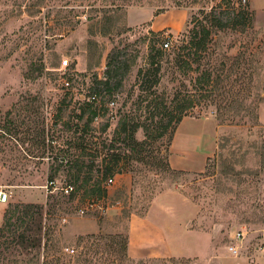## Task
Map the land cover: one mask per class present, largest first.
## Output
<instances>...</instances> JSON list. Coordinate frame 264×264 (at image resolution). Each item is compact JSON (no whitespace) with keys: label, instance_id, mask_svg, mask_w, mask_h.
Returning a JSON list of instances; mask_svg holds the SVG:
<instances>
[{"label":"rangeland","instance_id":"374dc122","mask_svg":"<svg viewBox=\"0 0 264 264\" xmlns=\"http://www.w3.org/2000/svg\"><path fill=\"white\" fill-rule=\"evenodd\" d=\"M202 27L211 32L207 50L187 47L189 33ZM152 45L165 53L153 90L159 102L195 93L196 77L211 72L214 84L208 94H194L177 134L180 150L194 149L186 166L200 170L171 167L174 137L150 142L137 160L127 134L117 135L154 109L155 96L137 82L139 69L150 67ZM106 79L108 86L99 84ZM87 103L98 108L93 120ZM145 138L139 128L135 139ZM113 153L123 173L104 195L109 210L81 215ZM219 153L241 164L238 174H221L227 166ZM52 179L73 183L75 192H48ZM0 187L9 194L0 203V227L7 218L11 224L0 237V264L53 257L61 264H263L264 10L251 0H0ZM23 204L43 207L40 250H22L11 232ZM132 216L162 225L165 249L141 227L130 244Z\"/></svg>","mask_w":264,"mask_h":264},{"label":"trees","instance_id":"16d2710c","mask_svg":"<svg viewBox=\"0 0 264 264\" xmlns=\"http://www.w3.org/2000/svg\"><path fill=\"white\" fill-rule=\"evenodd\" d=\"M225 3L230 4V1H225ZM214 11L209 14V16H213ZM239 16H245L244 11L238 12ZM220 27H226V24L218 23ZM104 34H107V31H103ZM200 36V39H199ZM211 36L210 29H206L204 27L201 28L200 31L192 30L189 33L188 45L187 47L196 48V50L206 51L208 47V41ZM165 55L163 49L156 48L155 45L150 47L149 52V64L150 67L148 69L140 68L137 75V82L139 87L144 92H147L150 96H155L154 99L151 100L150 105L154 107L152 111H150V115L143 121L142 123H134L130 128H127V124L122 125V131L117 132V135L127 134V139L129 140L128 145H131L129 148L132 153H136L137 160H141V155L145 147L149 145L150 142L158 141L162 138L169 137L170 140L173 139L176 130L182 120L189 116L190 109L193 108L195 101L194 94H208L209 88L214 84L212 81L211 72L201 73L195 79L193 85V89L195 93H190V91H179L176 92L174 97L169 101L166 102L165 99L162 101H158V96L153 91L155 87H157L160 83V73L162 69V60L163 56ZM119 69L117 68L115 71L117 72ZM106 77H109V71L106 73ZM109 80L106 79L105 81H100V85H109ZM211 90V89H210ZM99 92V90L97 91ZM205 92V93H202ZM92 96H98L94 94ZM94 103V102H92ZM87 103V107L91 110L92 117L90 120H93L94 116L97 114L98 108L96 107L92 109L93 104ZM195 106V105H194ZM250 110V109H248ZM249 114H252L253 118H257V113L254 110L249 111ZM222 120H225L219 116ZM108 127V126H107ZM139 128H143L145 132V139L141 141H137L135 139V133L138 131ZM223 140L228 141L227 137L223 138ZM225 142H221L219 148L223 151L225 149ZM113 159L110 161L104 160L105 166L103 167L102 177L97 182L93 183V189L90 191L92 195L95 197H102L106 194L102 188V182L105 181L108 177L114 176L117 172H121L122 169L119 168V163L121 161V157L117 154H112ZM219 161L220 164L227 166L221 174L229 177L231 175H236L239 173L235 168L236 165H241L238 163H231L228 164V158L225 157L224 154L219 153ZM72 161H68L70 167L77 165V162L71 163ZM79 167V164H78ZM182 173V171H180ZM53 180V179H52ZM80 180V174L76 175L75 183ZM90 180L83 181L85 184L88 183ZM97 194V195H96ZM18 207L23 208L22 211L18 210V215L15 216L13 213L12 217L16 218L17 227L15 230L11 232L17 233V240L18 245L24 251H37L40 250L42 247V220H43V207L36 205V204H23ZM34 209H37L34 212ZM129 214L128 211H126ZM130 216V215H129ZM128 216V217H129ZM11 224L10 218H7L6 222L2 227H0V237L3 236L5 233L9 232ZM96 236H88L87 238H95ZM47 248V256H51V249L53 247H49V245H45ZM122 246L124 251L127 253L128 250V237H125L122 241ZM53 250V249H52ZM44 264H61V259L57 257L48 262H44Z\"/></svg>","mask_w":264,"mask_h":264},{"label":"crops","instance_id":"0c3cea01","mask_svg":"<svg viewBox=\"0 0 264 264\" xmlns=\"http://www.w3.org/2000/svg\"><path fill=\"white\" fill-rule=\"evenodd\" d=\"M251 5L252 7L256 10V11H262L264 10V0H251ZM168 27H160V28H153L151 26V29L154 32H160L164 29H166ZM185 123H188L186 120H182V122L179 124L177 131L175 133L174 136V141L173 144L171 146V155H170V164L171 167L173 169L176 170H181V171H196V170H200L201 168H190L188 166H186L188 164L187 162V156H188V161L191 162L189 157H192L194 154V149L192 148V150L188 147V144H186L185 146L181 147L182 150H180L177 146V141H178V136L177 134L179 133V131L181 130V126ZM190 133V132H189ZM193 133V132H192ZM190 140H192L190 138ZM193 152V153H192ZM209 156L208 153H203L202 157H203V166H204V162L206 160V158ZM121 177V176H120ZM137 227H141V229L144 230V233H146V229H148L150 232H152L156 239L158 238V243H162V246H164L163 248L165 249V245H166V235H165V231L162 230L163 226L150 220V219H146V218H140V217H135L132 216L131 220H130V244H135L134 243V238H133V234H135L137 232ZM142 230V233H143ZM171 253L170 255H172V250H170ZM141 251H138V254H140ZM263 264H264V259H261ZM247 264V263H244Z\"/></svg>","mask_w":264,"mask_h":264},{"label":"built area","instance_id":"2783aa9c","mask_svg":"<svg viewBox=\"0 0 264 264\" xmlns=\"http://www.w3.org/2000/svg\"><path fill=\"white\" fill-rule=\"evenodd\" d=\"M248 0H240L241 5L245 6L247 4ZM164 48L168 49L170 46L169 41L167 40L164 43ZM69 64L68 60H65L63 62V66L67 67ZM66 86H69V83L67 82L65 84ZM91 99L93 101L97 100L96 96H92ZM116 105V102L114 100H112L110 102V104L108 105V108L111 110L112 108H114ZM95 121H98V116L95 117ZM121 172H117L114 176L108 177L102 185V188L105 191H109V189L115 184L116 179L118 176H121ZM45 188L47 189L48 192L50 193H54V192H60L63 195L66 196H71L74 192H75V186L73 183H61V182H57V181H50L48 182V184L45 186ZM9 199V194L1 189L0 187V203H6ZM109 210V206L107 205V196H102V197H93L88 199L85 204L81 207L80 209V213L81 215H86L92 212H101V213H106ZM69 251V249H67ZM74 250H72L73 252ZM229 251L232 254L237 255L238 251L234 248V247H230Z\"/></svg>","mask_w":264,"mask_h":264}]
</instances>
